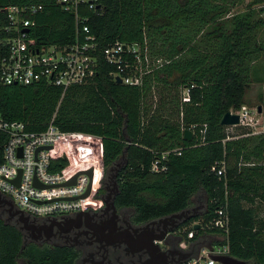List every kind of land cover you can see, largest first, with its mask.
<instances>
[{
	"label": "trees",
	"instance_id": "trees-1",
	"mask_svg": "<svg viewBox=\"0 0 264 264\" xmlns=\"http://www.w3.org/2000/svg\"><path fill=\"white\" fill-rule=\"evenodd\" d=\"M165 1L99 0L100 12L81 7L78 15L88 17L99 42L96 77L64 95L61 87L45 83L0 82V113L34 132L44 131L54 119L70 135L50 169L72 170L84 160H97L99 198L106 197V185L118 171L115 205L131 208L137 222L180 212L204 196V210L184 223V238L193 222L206 225L227 204L231 255L264 264V131L233 135L220 122L225 112L245 104L251 82L246 58L264 50L253 39L254 31L264 28V0H237L235 11L227 0H178L169 13ZM10 5L39 7L29 14L35 22L29 35L39 46L63 44L76 35V13L57 0H0V27L6 21L2 9ZM183 22L190 33L175 29ZM145 37L164 65L149 73L143 86L117 83L110 75L117 68L104 60L102 49L116 40L135 43ZM185 86L190 100L182 102ZM182 127L194 130L191 141L184 139ZM5 140L0 133V163ZM173 148L181 153L170 151L163 161L166 169L153 171V162ZM223 163L225 176L217 172ZM196 231L195 237L217 232ZM24 241L19 225L0 214V264H19L20 259L73 263L65 247Z\"/></svg>",
	"mask_w": 264,
	"mask_h": 264
},
{
	"label": "built area",
	"instance_id": "built-area-1",
	"mask_svg": "<svg viewBox=\"0 0 264 264\" xmlns=\"http://www.w3.org/2000/svg\"><path fill=\"white\" fill-rule=\"evenodd\" d=\"M65 9L76 13L77 29L75 37L66 43H51L39 46L37 40L29 35L35 24L29 14L39 10L36 5H10L2 10L5 24L0 27V82L3 84L32 85L45 83L62 88V95L73 86L92 81L98 74L99 42L90 32L88 17H81L78 11L83 6L100 12L99 0H57ZM104 60L117 69L110 75L123 84L143 86L146 76L160 69L165 60L151 53L149 40L142 42H123L116 40L102 49ZM127 70V73L125 71ZM194 86V85H192ZM182 102L190 100V88L182 91ZM157 99V94H154ZM241 123L249 116L247 107L238 112ZM240 123V124H241ZM239 124V125H240ZM184 127L182 130L184 131ZM193 130V129H192ZM0 133L6 136L3 145V160L0 163V197L12 201L14 208L21 210L30 220H42L52 216L76 215L80 211H99L105 206V199L97 197L100 165L97 160H84L75 169L52 171L50 165L55 153L62 154L61 146L70 132L62 131L54 124V119L42 132H34L22 121H8L0 113ZM193 133L195 134L194 130ZM51 146L50 149L45 147ZM170 151L181 153L179 148L165 151L152 165V170L166 169L163 162ZM93 168L91 192L82 198L90 183L87 174H80L76 182L65 185L76 172ZM216 169V167H213ZM226 175V165L217 170ZM19 178V184L15 182ZM37 181L43 187L35 184ZM217 215L206 225L195 221L187 237L180 241V247L189 249L190 239L195 238V224L203 229L217 230L219 240L206 238L197 251L179 263L169 264H224L215 257L232 256L230 253V216L227 204L218 208ZM185 227L182 231H186ZM161 242V241H159Z\"/></svg>",
	"mask_w": 264,
	"mask_h": 264
},
{
	"label": "flooded vegetation",
	"instance_id": "flooded-vegetation-1",
	"mask_svg": "<svg viewBox=\"0 0 264 264\" xmlns=\"http://www.w3.org/2000/svg\"><path fill=\"white\" fill-rule=\"evenodd\" d=\"M110 180L104 199L114 195V179ZM0 208L20 227L18 217H10L6 204L0 203ZM188 209L195 212L192 207ZM184 223L172 214L137 222L131 208L114 210L105 203L99 211L32 220L39 230L23 231L25 244L67 248L74 256L72 264H169L179 263L190 254L180 247ZM164 234V241L151 240ZM19 261L26 264L24 259Z\"/></svg>",
	"mask_w": 264,
	"mask_h": 264
},
{
	"label": "rangeland",
	"instance_id": "rangeland-1",
	"mask_svg": "<svg viewBox=\"0 0 264 264\" xmlns=\"http://www.w3.org/2000/svg\"><path fill=\"white\" fill-rule=\"evenodd\" d=\"M228 6L233 8L232 11L237 10L240 5L237 4V0H227ZM164 9L166 12H172L177 9L178 0H166ZM211 3V0H210ZM212 5V4H211ZM222 6V4H219ZM264 15V11H262ZM186 22L179 23L176 28H178V33H190L187 27H185ZM253 39L264 48V28L257 29L254 31ZM182 33V36L185 35ZM248 58V59H247ZM246 58L250 71H251V82L245 94V104L242 105L239 109H231V112L238 113L242 110V107H247L249 111V116L245 119L244 123H241L237 126H229L228 131L233 135L241 134H255L264 131V101L262 99L264 95V50L254 53L253 55H248ZM183 96V94L181 93ZM205 197L199 195V197L194 198V203L192 209H195V212H201L205 208ZM262 208H264L262 206ZM2 208H0V214L7 220V213H3ZM12 222V221H9ZM15 223V222H14ZM19 264H23L19 262Z\"/></svg>",
	"mask_w": 264,
	"mask_h": 264
},
{
	"label": "water",
	"instance_id": "water-1",
	"mask_svg": "<svg viewBox=\"0 0 264 264\" xmlns=\"http://www.w3.org/2000/svg\"><path fill=\"white\" fill-rule=\"evenodd\" d=\"M116 82L117 83H122V79L120 77L116 78ZM222 125L225 126H237L241 123V119H240V115L239 113H234L231 111H227L224 113V115L222 116L221 120H220ZM183 137L185 140L191 141L194 137V133L193 130L190 128H185L183 131ZM47 149H50L51 146H47L45 147ZM80 174H87L90 177V183L88 185V188L86 190V192L84 194H82L80 197L85 198L87 196H89L90 192H91V180H92V176H93V168H89L87 170H80L78 172H76L66 183H64L65 185H71L74 184L76 182L77 177ZM117 174L118 171L113 175V179H114V187H115V191H114V195L117 194L119 186H118V182L116 181L117 178ZM15 182L17 184H19V178L15 180ZM35 184L39 187H43V185L39 184L37 181H35ZM114 195L109 198L107 197L105 199V203L106 206L112 207L114 210L117 209L116 205H115V201H114ZM0 203H4L7 205V210L9 212L10 217L13 216H17L18 217V222L21 223L20 225V229L21 230H27V231H31V233H35L36 230H39L37 227H35V225L32 224V221L30 220V218L25 215L21 210L14 208V205L12 203V201L5 199L3 197H0ZM83 212L86 211H80L78 214H81ZM176 217H178L179 219H181L183 222H186L187 220L191 219L195 213H190V209H184L180 212L174 213L172 214ZM200 227V224H195L194 225V229H197ZM165 239V234L162 236H157V237H152L151 240H157V241H164ZM179 241H181V238L179 239ZM25 243V242H24ZM157 246V244H155ZM183 249V248H182ZM183 250H187V249H183ZM190 256V254H187L185 257L180 259V262L186 258H188ZM216 259L222 261L224 264H248V261L246 260H242V259H238L235 258L233 256H218L215 257Z\"/></svg>",
	"mask_w": 264,
	"mask_h": 264
},
{
	"label": "crops",
	"instance_id": "crops-1",
	"mask_svg": "<svg viewBox=\"0 0 264 264\" xmlns=\"http://www.w3.org/2000/svg\"><path fill=\"white\" fill-rule=\"evenodd\" d=\"M192 207V206H191ZM197 214L198 212H194ZM206 238H209L210 240H219L218 233L217 232H203L199 236L195 237L194 239H190V247L188 251L191 254H194L197 251V248L199 245L205 243Z\"/></svg>",
	"mask_w": 264,
	"mask_h": 264
}]
</instances>
